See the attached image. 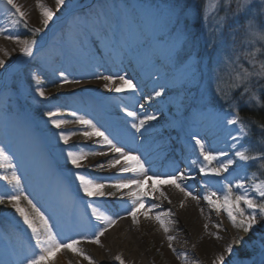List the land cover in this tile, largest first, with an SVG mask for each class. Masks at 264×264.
Here are the masks:
<instances>
[{"label":"bare ground","instance_id":"obj_1","mask_svg":"<svg viewBox=\"0 0 264 264\" xmlns=\"http://www.w3.org/2000/svg\"><path fill=\"white\" fill-rule=\"evenodd\" d=\"M72 1L66 0L68 3ZM14 2L22 8L27 17H31L33 12L39 11L36 7L37 0H14ZM39 2L46 7L56 8L55 0H39ZM76 15H72L71 18H75ZM91 25L85 32L74 31L73 35L69 37L68 44L59 49H48L52 43L51 40L40 54L47 57L53 55L56 58L57 62L45 60V63L51 66L54 71L63 72L69 79L90 80L89 86L95 89L99 88L97 100L78 103L74 96L77 93L74 85L64 84L60 79L62 87L70 91L68 96L75 100V103L81 104L77 106L79 116L91 119L114 143L124 147L133 155L140 156L145 161L150 174L163 177L187 171L189 176L195 178L184 181L193 194L202 197L207 190H215L220 194L223 188L214 177H204L199 174L198 166H191V161L198 158L199 152L183 143L182 139L186 138L187 141L194 143L195 139H201L214 154L226 151L231 155L230 145L234 143L231 137L237 135L234 130L236 126L227 125L225 116L216 112H206L192 117L191 111L183 112L174 107L175 103L188 104L190 94L194 90V82L186 79L185 71H175L174 57L172 59L168 57V51L173 42L169 39L166 40L160 32V21L145 24L139 31L132 33H126L123 24L118 27L110 18L106 22L100 19L98 22H92ZM118 29H121V33L113 36ZM159 41H164V44L158 43ZM138 45L143 46L141 51L138 50ZM118 74L130 77L137 85V90L135 92L110 93L104 87L108 82L97 78L105 75L115 77ZM160 75L162 78H158ZM9 77L8 69L4 70L3 78L7 80ZM176 78H184V81L175 89L177 95L171 98L166 106H163L162 101L172 90V87L164 88L165 95L161 97H155L152 95V91L159 86L168 87L165 83ZM119 83L120 81L116 80V84ZM183 85H189V89L183 92ZM97 101L100 102V106H97ZM141 104L144 105L143 109L140 107ZM127 111L136 113L135 118L127 116ZM153 114L158 117V120L148 121L140 132H136L132 124H138L141 119H146L148 115ZM4 126L12 128L8 134L5 133L6 136L10 135L11 138L13 134L15 137L19 135V138L9 139L7 146L3 148L7 149L16 163H21L30 171V181L37 189V196L43 206L49 210L51 215L61 218V221L65 220L67 212L71 211L70 220L67 219L68 222L64 224V231L72 234L71 238L90 236L88 227L82 225L88 223L86 221L91 214V209L87 207L86 203L89 198L79 190L78 181H75L73 173L79 171L80 174L99 180L91 175L88 170L91 165L86 166L87 160L82 161L83 166L79 170L73 169L66 162V151L77 149L74 142L65 145L59 141L58 132L68 133V131L52 129L51 125H47L45 143L47 145L56 143L50 148L52 152L50 158L49 155H45L43 140L33 135L35 130L25 129L21 136V130L25 128V125L20 127L19 123H8ZM82 129H84L83 126ZM79 140L83 145L92 146L97 151L108 153L104 156H89L88 159L92 162L99 158L96 165L107 164L115 156L109 149L101 148L97 144V137L91 139L81 137ZM12 141L16 142L10 147L9 143ZM61 149L65 151L62 153ZM53 158L56 159V162ZM227 158L222 157L225 160ZM199 163H203L202 158H199ZM235 167L233 165V168L220 178L228 180L232 184L244 178V168L234 169ZM119 168L120 165L116 168L106 167L102 170H104V174H107V177L117 179ZM50 175L62 178L61 183L55 185L53 176L48 180ZM205 182L208 184L207 188ZM150 186L151 181L145 185V190H148ZM63 187H66V192L63 191ZM157 187L165 192L171 203L169 204L163 198L155 200L146 198V207L149 204L160 205L154 213H150L151 216L169 210L173 213L170 219L175 223L169 225L170 232L166 234L155 219H145L143 215H140L147 227L148 236L142 238L140 227L136 226L141 234L138 233L140 237H137L134 228L127 217L122 214L121 209L107 208L105 211L108 215L116 217L117 223L101 237L100 245L94 244L101 246L102 257L105 259H100L86 243L79 245L86 254L92 257L95 264H115L117 255L124 259L125 264H152L154 257L142 242H149L150 239H155L168 250L174 256L176 264H185L184 259L178 258L177 254L187 256L188 264H195L196 261H199V264H213L216 257L223 253V250L235 238L230 234L231 230L227 225L229 220L226 214L221 213L217 216L202 198L199 201L185 199L182 193L171 186L158 185ZM119 195L122 196V193L119 192ZM156 196L159 197V193H156ZM123 197L124 200L130 201L126 195ZM95 199L97 198H94V201ZM111 202L102 201V207H108L107 203ZM181 202H183V207L180 206ZM94 206H96V202ZM112 206L117 207L114 204ZM79 207H82L84 214L78 213ZM119 216L125 218L119 219ZM217 224L220 225L219 228L216 227ZM204 225H208V227L205 228ZM85 226L87 229L84 228ZM257 227L259 228V225ZM261 231L254 234H259ZM168 236L175 238L171 248ZM172 248H175L176 252H173ZM225 257L227 261L228 254L225 253Z\"/></svg>","mask_w":264,"mask_h":264},{"label":"snow or ice","instance_id":"obj_2","mask_svg":"<svg viewBox=\"0 0 264 264\" xmlns=\"http://www.w3.org/2000/svg\"><path fill=\"white\" fill-rule=\"evenodd\" d=\"M3 3L8 6V11L13 12L15 18L11 23L15 25L23 24L25 29L29 28L26 19V13L22 8L14 2V0H3ZM66 6V0H55L56 11L51 7H46L43 3L37 0L36 7L39 9V15L42 17L41 27L29 29L33 37L49 29L50 22L54 19H59L56 12H59L62 7ZM115 13L112 17L113 22L119 27L124 26L126 33L137 32L142 26L148 23H155L158 20V14L153 10L152 6L143 4L139 0H122L120 4L113 2L112 4L102 5L101 14L108 18V13L103 9ZM209 8L212 9V15H208ZM139 13V14H138ZM191 20H195L196 24H191ZM210 22L211 27L208 35L204 39V48L207 50L214 44L222 45L224 43L225 33L234 38L244 37L249 43L253 41L264 42V0H215L213 5H208L205 0V6L201 7L198 4L173 3L168 7L167 15L165 17V26H170L169 35L173 38L172 47L168 51L169 59L175 57L177 61L183 63L191 56V53H184V49L189 42L195 46L199 43V36L197 33L190 31V28H206ZM0 36L5 40L12 41L20 45V52L25 57H33L34 46L37 45V39H21L18 34L7 33L5 29H0ZM187 37V38H186ZM209 61L211 62L213 53L207 52ZM251 55V54H249ZM228 59H231L229 57ZM0 67H4V61L0 60ZM193 66H189L186 72V79H195V71ZM237 71L235 76L229 75L228 80L220 74L221 69L216 71V89L215 96L219 97L230 109L225 114V123L227 125L236 126L235 131L237 135H232L234 143L230 145L232 154L229 152L220 151L214 154L213 151L206 147L201 139H195V147L199 149L198 158L191 161V166H198L199 174L204 177H221L224 173H228L235 165L237 168L256 166L257 170L264 169V62L261 63L258 71ZM107 81L104 85L108 92L121 93L124 91L135 92L137 85L134 84L130 77L125 75H105L97 77ZM60 79L64 84H80L78 79H69L63 72L60 73ZM116 80L120 83L116 84ZM36 83L39 85L41 81L36 78ZM239 91V97L234 93ZM38 95L43 99H48L42 89H38ZM165 95L164 91H156L155 96L161 97ZM247 97V99H244ZM244 100L243 105L240 101ZM215 103V99L213 100ZM140 107L143 109L144 105ZM254 111L249 114L248 110ZM243 112V115H242ZM47 117V121L51 123L52 127L59 130L63 125L69 123H76L82 125L84 130L77 133L58 132L59 141L67 145L69 140L74 135H81L86 139L97 137V144L101 148H107L115 154L114 158L110 159L107 164L101 163L96 165L100 169L116 168L120 165L118 170V178L111 183H104L97 181L94 178L88 177L85 174H80L79 171L73 173L75 181H78L79 190L82 191L85 197L89 200L86 202L87 207L91 209V216L98 222L101 227L94 231L90 236H83L82 238L60 239L59 234L53 231V226L49 223V219L36 206L35 203L27 195L21 187V178L16 171L11 172V178L7 176H0V180H6L9 185L15 189V193L7 194V203L11 204L15 213L21 218L24 225L31 232V240H34L35 246L32 255L25 257L24 264H53L58 253L63 251L70 252L77 257L87 261V264H95L91 256L86 254L84 250L79 247L82 243H89L100 245L101 237L117 223V218L108 215L101 211L97 206H94V198H102L106 195H115L116 192L122 193L121 199L126 195L131 201V207L127 209V215L131 217L133 224L139 223V216L143 215L145 219H155L163 231L167 234L170 232V224L175 223L170 217L173 213L163 211L154 213L155 209L159 208V204H149L146 207V198L155 200L163 198L170 204L171 200L161 190L160 186H171L178 192L182 193L185 199H192L199 201L201 198L209 206L211 211H214L217 216L221 213L226 214L227 219L236 229L238 235L232 242L223 250V253L218 255L213 264H245L250 259V255H240L243 251L249 253L255 250V243L245 241L239 233L249 234L264 230V179H256L255 173L250 178H242L232 184L229 182L225 185L220 194L215 190H207L205 194L200 197L198 194H193L184 181L188 179H195L188 175L187 171L177 172L167 176H159L150 174L146 167L145 161L138 155H133L126 151L124 147L114 143L105 132L101 131L91 119H85L83 116H78L76 112H71L69 115L75 117L74 121L61 118L64 113L60 110H48L43 113ZM127 116L133 119L136 113L127 111ZM247 117V119L245 118ZM158 120L156 115H148L146 119H141L139 123H133L132 127L136 132L141 129L148 121ZM251 125V126H250ZM258 129L259 140H254L255 131ZM231 135V133H230ZM247 145V146H245ZM65 150L61 149L63 153ZM108 153L97 150H67L66 162L72 166L73 169L79 170L82 166V161L89 156H104ZM222 157H228L226 160ZM199 158H202L203 163L198 164ZM0 159L8 161L9 157L6 155V149L0 148ZM0 167H4L0 164ZM8 168H13L10 162ZM130 174V175H127ZM250 180V182H249ZM151 181V186L145 190V185ZM205 187H208L205 182ZM106 188H112L115 191L107 193ZM124 190H127L126 192ZM159 193V197L156 196ZM21 201H26L29 210L21 206ZM5 197L0 196V204H4ZM183 207V202L180 204ZM143 210V211H142ZM203 211V210H201ZM124 216H119V219H124ZM259 225V228L257 227ZM95 227V226H93ZM205 228L208 225H204ZM220 227L219 224L216 225ZM175 238L168 236L169 247H172V241ZM261 249L264 251V237L261 238ZM234 246H238L235 247ZM176 252L175 248H172ZM225 253L228 254L229 259L226 261ZM178 258H183L185 264H188L187 256L177 254ZM115 260L118 264H125L124 259L117 255ZM0 264H5L0 260ZM195 264H199L196 261Z\"/></svg>","mask_w":264,"mask_h":264},{"label":"rangeland","instance_id":"obj_3","mask_svg":"<svg viewBox=\"0 0 264 264\" xmlns=\"http://www.w3.org/2000/svg\"><path fill=\"white\" fill-rule=\"evenodd\" d=\"M113 2H115L116 4H120L122 0H100L99 3H97L91 9H87V7L91 3H94V0H73L70 3L66 2V6L62 7L59 12H56V16L59 17V19H54V22H50L49 29H46L36 37L32 36L26 38L25 31L27 30L23 27V24L14 26L11 23L15 16L13 15V12L7 10L8 6L3 3V0H0V29H5L6 34L9 32L18 34L21 39H37L38 43L36 46L43 44L46 39H51L52 43L48 46V49L55 50L64 47L65 44H68L69 37L73 35L74 31L80 30L82 32H85L86 29H89L92 26V22H98L100 19L106 22L108 18L112 19V17L115 16V13L109 11V9L107 8L103 9L104 12L108 13V18L106 19L105 16L101 14V6L106 4L110 5ZM130 2H134V0H130ZM139 2L152 6L153 10L157 12L159 17L158 20L161 23L160 32L165 36L166 40L169 39V41L172 42L173 38L169 35L170 26H165V17L167 15L168 7L177 2L181 5L198 4L201 7L205 6V0H139ZM214 3L215 0H207L208 5H213ZM52 9L53 11H56V8ZM80 9H82V11L77 13L76 17L72 19V13ZM33 13L34 14L31 16L32 18L26 16L29 29L41 27L42 17H40L39 11L37 13ZM208 15H212L211 8H209L208 10ZM190 23L196 24V21L191 20ZM210 27L211 24L209 22L206 28H201L199 26L196 28H190V31L197 33V35L199 36V43L193 47L194 51L191 52V56L183 63H180L174 57V65L176 68L175 71L187 72L189 66L191 65L193 66L192 70L196 73L195 79L188 80L194 82V90L190 94L188 104H174V107L180 109L183 112L191 111L192 117L201 115L206 112H216L225 116V114L230 111L222 110L221 106L219 105L213 107L207 106L208 95L210 93L215 94V70L217 68L221 69L220 74L225 78V80H228L230 74L232 76H235L237 74V71H234L233 69H236L238 71H243L244 69H247L249 71H258L261 63L264 62V42L253 41L249 43L244 37L241 44L239 46H236L233 43V39L228 38L225 35L224 43L222 45L214 44L207 50H205L204 39L208 35ZM119 33H121V29L116 30L113 36H116ZM158 43L164 44V41H159ZM19 49L20 45L12 41L5 40L3 36H0V60L4 61V67H0V148L7 146L9 139L19 138V135L15 137L13 134L11 135V138L10 135L6 136L5 133L8 134V132H10L12 128H5L4 124L19 123L20 127L22 125H25V128L21 130V136L23 130L25 129L30 131L35 130L33 132V135L37 138L42 139L45 143L48 131L47 125H51V123L47 121V117L43 115L45 111L60 110L64 113L61 118L68 119L69 121H74L75 117L69 115V113L76 112L79 116L77 106L81 105L75 102L78 101V103H80V101H84L86 103H89L92 100H97L96 97H98L99 88H92L91 86H89L90 80L84 79L80 80V84H73L75 87V91H77V93L74 95L76 101L71 99V97L68 96V93L70 91H67L62 87L60 72L54 71L51 66H48L45 63L46 59L57 62L56 58L53 55H49L48 57L46 55H39L35 59H32V57L23 56ZM142 49L143 46L138 45V50L141 51ZM207 52L213 53L211 62L209 61ZM185 53H189V48H185L182 55ZM229 57H231V59H228ZM6 69H8L10 74V77L7 80L3 78V72ZM36 78H39V80L41 81L39 85H37L36 83ZM48 78L53 80L54 85L59 89L58 92H50L47 90ZM158 78H162V76L160 75ZM183 81L184 78L168 80L165 83L168 87L159 86L152 91V95L155 96L156 91L164 90V88H177L183 83ZM38 89H42L48 99L45 100L40 97L38 95ZM188 89L189 85L182 86L183 92ZM234 94L239 97V91H236ZM175 95H177L176 90L169 91L166 97L163 99L162 105L166 106L169 103V100ZM96 104L97 106H100V102L97 101ZM38 105L44 107V111L42 113L39 112L38 114H35L34 107ZM51 128L55 129L52 127V125ZM61 129L67 130L68 133H79L84 130L82 129V125L76 124L74 122L63 125ZM81 137L83 136L79 134L74 135L70 138L69 143H76L77 149L97 150L92 146L81 144V141L79 140V138ZM15 142L16 141H12L11 143H9V146H13ZM182 142L199 152V149L195 147L194 142L187 141L186 138H183ZM54 144L56 143H50L49 145L45 143L43 146L45 155H49L50 158L52 157L50 148ZM6 155H8L9 157L8 161L0 159V164L4 165V167H0V176H7L10 179L11 172L15 170L17 175L21 178V187L24 191V194L27 195L29 199H31L33 203H35L36 206L49 219V223L53 226V231L59 234L58 238L70 239L72 234H68V231H64V224L65 222L67 223L68 220H70L71 211L67 212V217L63 221L60 220L61 218H57L54 215H51L49 210L46 209L45 206H43L37 196V189L30 181V171L21 163H16L15 159L11 157L7 149ZM88 158L86 159L88 161L86 166L91 165L88 170L93 177H96L100 182L104 183H111L116 180V178L107 177V174H104V170L96 167L99 158L94 159L93 162ZM54 160L56 162V159ZM9 162L15 166L14 169L7 167ZM234 169L238 168L235 167ZM244 170V178H250L253 174L252 168L244 167ZM52 176L53 175H50L48 177V180L51 179ZM52 178L55 185L61 183L62 178L56 176H53ZM214 178L222 188H224L225 185H228L230 182L228 180H223L220 177ZM255 178L258 180L262 179L258 174L255 175ZM65 190H67L66 187H63V191ZM108 190H110L111 192L115 191L112 188L105 189L107 193H109ZM15 191L16 190L13 189V187L9 185L6 180H0V196L5 197L6 201L4 204H0V209L2 208V212H0V260L4 261L5 264H24L25 257L32 255V251L35 246L34 240H31L30 230L26 225L23 224L21 218L18 216V214L15 213L14 208L11 209L12 205L7 203L6 193L13 194L15 193ZM106 196L109 197L108 199H112L113 201L111 203H113L114 206L117 207H113V204L111 203H107L108 207L106 208L102 207V201L105 197L95 199L96 206L101 211L103 208V212H105L106 214L107 212L105 210L107 208L121 209L122 214L126 216L130 221L132 227L134 228V233H136L137 237H140L141 234L138 232L136 226L140 227V230L142 232L141 237H146L147 227L141 220V216H139V223L133 224L131 221V217L127 215V209L131 207V201L124 200V197L123 199H121L119 192H116L115 195ZM21 206L30 211V208H28L26 201H21ZM77 211L79 214H84L82 207H79ZM87 220L88 221L86 222L88 223L82 225H86L88 227V234L91 235V233L101 227V225L98 224V222L91 216V214L89 215V218H87ZM227 225L231 230L230 234L236 237L238 235L236 229L229 221H227ZM86 226L84 228H86ZM239 235L242 236L245 241H251L255 243L254 251H250L249 253H245L243 251L239 252L240 255L250 254L252 256L245 262V264H255L259 262V260L264 257V251H262L260 244L261 238L264 237V230H262L259 234L239 233ZM142 242L154 257L152 264H176L174 256L168 250L163 248L155 239H150L149 242ZM86 245L89 246L100 259H105L104 257H102L101 246H95L94 244L89 243H86ZM235 247L238 246H234V248ZM53 264H87V261L83 260L80 257H77L70 252L63 251L57 254V257L55 258ZM115 264H118V261H116ZM262 264H264V262Z\"/></svg>","mask_w":264,"mask_h":264},{"label":"trees","instance_id":"obj_4","mask_svg":"<svg viewBox=\"0 0 264 264\" xmlns=\"http://www.w3.org/2000/svg\"><path fill=\"white\" fill-rule=\"evenodd\" d=\"M200 6V5H199ZM27 31H25L26 33H25V36H26V38H29V37H32V35H31V32L29 31V28L28 29H26ZM198 30V29H197ZM225 35H226V37H228V38H232L233 40H234V38L232 37V36H230V35H228L227 33H225ZM242 40H243V37H236L235 38V45L236 46H239L240 44H241V42H242ZM193 44L191 43V42H189V44L187 45V47H186V49H188L189 48V53H191L192 51H193ZM47 83H48V87H47V90L48 91H51V92H58V88L54 85V83H53V80L52 79H47ZM236 95V94H235ZM237 96V95H236ZM215 99V103L213 102V100ZM244 99H247V97H245ZM207 101H208V105H210L211 107H213V106H221V109L222 110H230L229 109V107L227 106V105H225L224 104V102L222 101V100H220L219 99V97H216L215 96V94H209L208 95V97H207ZM240 103H241V105H243V103H244V100H241L240 101ZM34 110H35V114L37 113H42L43 111H44V107H42L41 105H38V106H35L34 107ZM252 111H254L253 109H249L248 110V112H249V114H251V112ZM261 111H264V110H261ZM242 115H243V112H242ZM246 119H247V117H245ZM251 126V125H250ZM254 131H255V135H254V140H259L260 139V137H259V135H258V129H254ZM252 173H256V174H258L262 179H264V169H260V170H257V167L256 166H252ZM2 210V208L0 209V212H2L1 211ZM242 255H250V254H242ZM252 256L250 255V258H251Z\"/></svg>","mask_w":264,"mask_h":264}]
</instances>
